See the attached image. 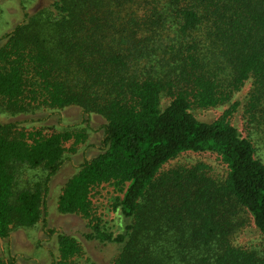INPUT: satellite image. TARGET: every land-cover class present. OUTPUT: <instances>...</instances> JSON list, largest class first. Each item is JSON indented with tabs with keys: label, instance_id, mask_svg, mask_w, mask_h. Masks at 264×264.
I'll use <instances>...</instances> for the list:
<instances>
[{
	"label": "trees",
	"instance_id": "16d2710c",
	"mask_svg": "<svg viewBox=\"0 0 264 264\" xmlns=\"http://www.w3.org/2000/svg\"><path fill=\"white\" fill-rule=\"evenodd\" d=\"M4 39L0 109L75 105L82 118L105 120L100 152L67 180L57 205L88 217L92 189L113 184L118 228L96 223L87 235L120 246L113 264H264V254L229 240L240 211L264 240V162L229 121L238 101L212 120L192 111L227 102L251 80L246 111L264 115V0H49ZM73 136L0 123V241L40 220L52 235L43 198ZM188 151L221 158L218 187L195 184L194 174L193 182L160 177ZM26 169L43 175L19 187ZM78 250L60 235L55 264H70ZM0 264L16 256L8 251Z\"/></svg>",
	"mask_w": 264,
	"mask_h": 264
},
{
	"label": "rangeland",
	"instance_id": "374dc122",
	"mask_svg": "<svg viewBox=\"0 0 264 264\" xmlns=\"http://www.w3.org/2000/svg\"><path fill=\"white\" fill-rule=\"evenodd\" d=\"M49 0H0V45L4 43V35L15 25L22 22L25 14L32 15L48 4ZM251 80L232 94L227 102L213 108L193 107V113L202 120L219 117L226 109L233 108L229 121L238 127L245 137L250 138L256 156L264 162V115L252 117L246 111L245 96ZM240 101V103H239ZM0 123H12L14 129L26 134L40 133L43 136L59 131H68L73 138L64 144L65 152L62 164L49 182L44 195V208L41 218H45L47 228L52 235L42 230L41 220L31 227H12L9 237L0 241V260L8 261V251L16 256V264H55L59 258L58 237L67 235L73 239L79 250L70 264H113L120 246L97 238H89L92 225L108 230H116L119 226L118 210L115 208L121 194L111 183L95 186L90 192L92 209L88 217L74 213H62L58 209V199L67 180L77 173L83 163L91 160L100 152V138L105 120L102 116L90 112L84 118L78 106L72 105L63 109L45 108L44 105L32 103L27 111L12 113L0 109ZM76 135L80 140L75 141ZM18 186L35 183L43 175L41 169L24 171ZM161 176L176 174L195 184L218 187L226 176V167L221 158L212 152H184L169 160L161 169ZM194 174V175H193ZM180 182L186 181L178 179ZM236 230L230 236L235 246L253 249L264 254V240L253 228L252 218L247 212L240 211L235 216Z\"/></svg>",
	"mask_w": 264,
	"mask_h": 264
}]
</instances>
